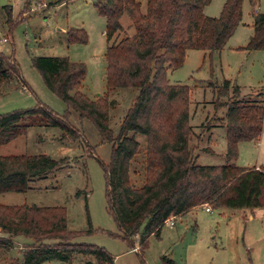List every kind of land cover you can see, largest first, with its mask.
Returning a JSON list of instances; mask_svg holds the SVG:
<instances>
[{
    "label": "trees",
    "instance_id": "trees-1",
    "mask_svg": "<svg viewBox=\"0 0 264 264\" xmlns=\"http://www.w3.org/2000/svg\"><path fill=\"white\" fill-rule=\"evenodd\" d=\"M142 1L94 3L97 13L106 21V90L102 96L90 99L80 90L86 74L83 63L53 56L33 59L45 87L80 119H89L101 142L112 143L110 161L103 168L107 211L122 233V240L133 243L132 238L139 235L141 255L148 238L158 235L169 218L194 208L207 204L212 209H264V167H241L234 162L238 144L257 141L262 133L264 99H240L239 88L231 86L229 80L214 89L217 98H227L220 104L226 108L227 162L199 165L190 147L194 134L189 110L192 88L170 84L167 75L183 65L189 50L209 54L221 51L242 21L243 0H225L217 17L204 14V7L211 0H145V11ZM249 3L253 32L247 44L236 49L264 51V11L255 9L256 0ZM7 10V23L11 26V9ZM124 14L130 20L128 30L132 27L134 31L113 40L123 31L120 19ZM66 37L69 44L85 45L88 41L82 28L68 29ZM13 80L22 81L18 63L0 52V96L3 86ZM21 83L25 85L24 81ZM119 88H134L137 95L114 136L109 109L116 101L110 96ZM218 105L215 103V107ZM68 113L66 110L59 115L41 102L31 108L1 113L0 146L34 125L59 127L63 131L62 141L78 140L81 134L69 124ZM138 134L144 137L143 143L136 138ZM139 161L142 168L132 171L141 178V185L136 186L130 170ZM68 166V157L0 155V194L24 193L32 181ZM92 232L91 225L85 231L70 230L63 207L0 205V256L14 246L16 237L32 241L21 249V261L11 259L9 264H43L52 260L72 264L79 257L83 259L81 264H114V257L104 248L74 241ZM161 262L175 264L165 255Z\"/></svg>",
    "mask_w": 264,
    "mask_h": 264
},
{
    "label": "rangeland",
    "instance_id": "rangeland-1",
    "mask_svg": "<svg viewBox=\"0 0 264 264\" xmlns=\"http://www.w3.org/2000/svg\"><path fill=\"white\" fill-rule=\"evenodd\" d=\"M98 1L102 0H0V52L18 63L22 78V81L13 80L3 86L0 114L31 108L41 102L59 115L68 110L69 124L81 134L78 140L62 141L63 131L59 127L34 125L28 127L25 134L0 146V155L46 154L55 159H70V166L32 181L26 192L0 194V205L63 207L70 230L85 231L89 225L93 229L91 234H82L74 241L104 248L114 257V264H162L163 255L175 264H264L263 209L251 213L249 209L221 210L209 206L211 212H206L203 205L177 216L174 226L164 224L158 235L148 238L142 255L138 252L139 235L132 238L133 243L121 239L122 233L108 213L105 199L103 168L110 161L112 143L101 142L89 119H80L74 110L67 109L66 104L45 87L39 71L33 66L34 57L39 56L65 57L81 62L86 67V74L80 90L90 99L102 96L106 90V21L95 9L94 3ZM224 2L212 0L206 13L219 16ZM7 8L11 9V26L7 23ZM255 9L263 12L264 0H256ZM145 10L143 0L142 11ZM251 20L249 0H243L242 22L249 24ZM126 22L130 23V20L124 14L120 19L123 31H119L113 40L134 31L132 27L131 32L128 30ZM70 28L84 29L88 35L87 43L69 44L66 31ZM248 36V27L241 24L220 53L189 50L183 65L168 71L170 84H185L192 88L189 110L194 134L190 147L199 165H224L227 162L223 154L226 108L220 105L227 98H217L214 89L229 80L231 86L239 88L240 99H264V51L231 48L233 45L245 46ZM23 81L25 85L21 83ZM232 89H229L230 94ZM136 95L134 88H119L110 96L116 101L109 109L114 136ZM215 103L219 105L215 107ZM136 138L144 142L142 135L138 134ZM247 144L238 150L235 164L241 167L264 165V133L261 139ZM134 168L137 171L142 168L140 161L130 170L131 181L138 186L141 178L132 174ZM13 242L9 251L1 252L0 264H9L11 259L21 261V249L32 241L16 237ZM81 259L76 258L72 264H81ZM43 264L66 263L52 260Z\"/></svg>",
    "mask_w": 264,
    "mask_h": 264
},
{
    "label": "crops",
    "instance_id": "crops-1",
    "mask_svg": "<svg viewBox=\"0 0 264 264\" xmlns=\"http://www.w3.org/2000/svg\"><path fill=\"white\" fill-rule=\"evenodd\" d=\"M212 1V0H211ZM211 4V2L207 5V6H205L204 7V14L206 13V8L209 6ZM260 12V11H259ZM207 14V16H209V15H212V14H210V13H206ZM205 14V15H206ZM211 17H216V16H211ZM251 19H252V17H251ZM127 23V26H129V24L130 23H128V22H126ZM246 25L247 27H248V30H249V36L248 37H250L251 35H252V28H251V24H252V20H251V23H247V24H245V23H243L242 21H241V23L238 25V26H240V25ZM122 25V24H121ZM123 27V26H122ZM238 28V27H237ZM236 28V29H237ZM236 31V30H235ZM234 31V32H235ZM234 34V33H233ZM229 41V40H228ZM227 41V42H228ZM227 44V43H226ZM226 46V45H225ZM239 47V46H238ZM231 48H237V46H231ZM188 52V51H187ZM252 52H256V51H252ZM208 53V52H207ZM216 53H220V51L219 52H216ZM258 55V54H257ZM191 117V116H190ZM263 125H264V123H263ZM224 126V125H223ZM212 133V131H210L209 132V134H211ZM263 133H264V126H263V129H262V133H261V135H260V137H259V139H261V137L263 136ZM224 134H225V130H224ZM250 141H244V142H240L239 144H238V150L241 148V147H243V146H245V145H248L247 143H249ZM248 147V146H247ZM209 152H213L212 150H209ZM195 154V153H194ZM223 154H225V150H224V152H223ZM195 156V155H194ZM239 166V165H238ZM256 168H261V167H264V165H261V164H256V165H254ZM194 209H196V208H194ZM193 209V210H194ZM219 209H221V210H224V209H227V208H219ZM193 210H191V211H193ZM250 211H251V213L253 212H255V211H257V209H249ZM264 210V209H263ZM191 211H189V212H191ZM264 212V211H263ZM188 213V212H187ZM186 214V213H185ZM252 217V216H251ZM135 248L136 247H134L133 248V250L135 251Z\"/></svg>",
    "mask_w": 264,
    "mask_h": 264
},
{
    "label": "built area",
    "instance_id": "built-area-1",
    "mask_svg": "<svg viewBox=\"0 0 264 264\" xmlns=\"http://www.w3.org/2000/svg\"><path fill=\"white\" fill-rule=\"evenodd\" d=\"M204 209L206 212H211V208L209 207V205L205 204L204 205ZM176 219V217H171L169 218L166 223L169 224L170 226H174L175 223H174V220ZM136 250V249H135Z\"/></svg>",
    "mask_w": 264,
    "mask_h": 264
}]
</instances>
